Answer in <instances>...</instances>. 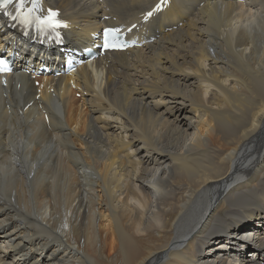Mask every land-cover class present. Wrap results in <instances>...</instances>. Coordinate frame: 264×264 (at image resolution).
<instances>
[{
    "label": "bare ground",
    "instance_id": "obj_1",
    "mask_svg": "<svg viewBox=\"0 0 264 264\" xmlns=\"http://www.w3.org/2000/svg\"><path fill=\"white\" fill-rule=\"evenodd\" d=\"M175 23L75 91L0 92V264H264V0H177Z\"/></svg>",
    "mask_w": 264,
    "mask_h": 264
},
{
    "label": "snow or ice",
    "instance_id": "obj_2",
    "mask_svg": "<svg viewBox=\"0 0 264 264\" xmlns=\"http://www.w3.org/2000/svg\"><path fill=\"white\" fill-rule=\"evenodd\" d=\"M163 2L165 0H161V3ZM9 6H12L15 10L13 19L19 20L25 26L32 25L41 33L48 31L56 32L58 28L66 26L57 19L58 13L51 9L48 10L46 15H38L37 13L40 9L39 0H0V11H3L5 15H8L7 9ZM160 8L161 4L158 3L144 18L147 20L153 15V12L159 11ZM118 31L117 29L104 30L103 46L105 48H122L126 46L118 42ZM4 71H10V69L5 61L0 60V72Z\"/></svg>",
    "mask_w": 264,
    "mask_h": 264
},
{
    "label": "rangeland",
    "instance_id": "obj_3",
    "mask_svg": "<svg viewBox=\"0 0 264 264\" xmlns=\"http://www.w3.org/2000/svg\"><path fill=\"white\" fill-rule=\"evenodd\" d=\"M79 94V93H78ZM80 98H78L77 96H74V100L77 102L79 101ZM252 247V246H251ZM251 247L249 249H251Z\"/></svg>",
    "mask_w": 264,
    "mask_h": 264
}]
</instances>
